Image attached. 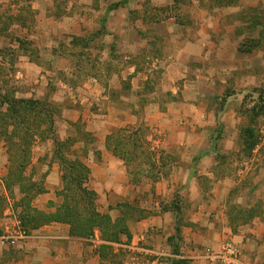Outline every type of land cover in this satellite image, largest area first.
<instances>
[{
    "label": "rangeland",
    "instance_id": "obj_1",
    "mask_svg": "<svg viewBox=\"0 0 264 264\" xmlns=\"http://www.w3.org/2000/svg\"><path fill=\"white\" fill-rule=\"evenodd\" d=\"M124 1L125 5L112 7V4ZM223 4L221 0H0V90H14L17 98L51 101L54 112L58 114L55 131L59 141L76 140L67 159L74 160L76 155L81 159L89 149V146L84 149L83 145H91L93 137L87 132V122L81 118L74 124L71 114H74L73 111H84L81 101H92L94 98L90 92L93 90L100 96H108L106 103L94 101L89 106L93 114L106 115L108 106L124 110L131 107L127 102V97L133 95L130 81H122L117 90H109L114 75L125 69L128 63L141 61L139 70L143 75H155V81L149 79L142 82L139 114L143 113L151 99L157 98L153 92H157L160 99L166 98L167 89L161 88L160 84L168 65L166 60H170L168 57L172 51L168 41L158 35L156 27L175 34L177 31L173 27H177L173 24L183 25L187 27V32L200 40H210V35L216 32L215 42L203 46L210 52L209 60L189 63L200 69L203 82L200 98L208 102V125L205 129L211 130L212 136H205L204 142L210 145L212 141L221 148L216 155V176L223 180L222 188L225 189L223 184L226 182V188L230 190L224 192L225 210L234 224L233 231L238 228L243 230L241 228L251 224L254 218L257 220L256 215L264 219V116L252 124L249 112L260 93L264 92V0L250 4L238 0L235 6ZM213 19L217 20L214 27L206 22ZM203 24L205 27H202ZM134 29L147 41L142 43L148 45L144 53L127 56L129 53L126 50L132 49L128 45H133L129 35ZM74 37L89 42L88 46H71ZM126 40L129 44L123 46ZM150 43L155 44V49L149 47ZM158 58L166 60H162L161 69L155 70L152 64ZM180 65L176 61L173 69L178 71ZM187 76L190 82L198 80L197 74L188 73ZM196 90L197 87L189 95L193 96ZM248 127L255 128L257 135L251 142L255 144L252 150L243 134ZM139 135L143 138L144 148H147L148 130ZM197 138L195 143L199 142ZM54 148L51 140L35 143L31 163L25 172L29 180H43L45 183L52 175L54 165L60 164ZM0 154L7 162L8 174L9 168L17 167L13 165L19 158L12 154V161L9 162L10 156L3 141H0ZM127 162L131 187L137 186L132 182L135 178L146 181L150 176L147 175L150 163L143 155L139 154L130 163ZM162 162L167 166L178 160L162 155ZM190 166V162L183 165L185 168ZM164 171L160 172L165 176ZM19 173L18 167L15 179ZM19 187L11 184V188L3 193L0 184V224L6 222L8 226H14L16 218L22 229L29 232L30 223L24 224L16 214L22 208H18L16 213L14 211L22 197ZM97 198L98 210L109 214L113 220L121 217L124 210L121 205L125 203L146 214L153 213L149 195H129L127 200H115L110 205L107 201L101 202L98 195ZM175 203L187 208L180 195ZM47 207L53 209L54 203H48ZM129 213L139 216L136 212ZM183 213L186 215L185 211ZM185 215L176 219L174 233L177 226L182 227L189 221ZM135 223H129L130 238L101 245L99 251L104 261L108 264H171L176 258L171 244L177 242L179 245L180 241L167 243L163 231L153 227L145 239L138 242L132 233ZM97 233L101 236L96 231L94 237ZM226 244L238 246L248 259L243 246L231 240Z\"/></svg>",
    "mask_w": 264,
    "mask_h": 264
},
{
    "label": "crops",
    "instance_id": "obj_2",
    "mask_svg": "<svg viewBox=\"0 0 264 264\" xmlns=\"http://www.w3.org/2000/svg\"><path fill=\"white\" fill-rule=\"evenodd\" d=\"M240 1L250 4L260 0ZM206 22L214 27L217 20ZM173 25L177 27H173L177 31L175 34L168 30L163 31L159 26L156 27L158 35L166 42L168 41L172 54L168 57L170 60L158 58L152 64L155 70L162 68V60H166L168 64L160 84L161 88L167 89L166 98L160 99L158 93L153 92V96L157 98L151 99V102L145 105L143 113L139 114L142 82L149 79L155 81V75L152 74L150 77L143 75L139 70L141 61H135L128 63L125 69L119 70L120 73L114 75L116 78L113 77L114 81L109 86V90H117L122 81H130L133 95L130 98L127 97V102L131 107L124 110L108 106L106 115L93 114L89 106L93 105L94 101L103 104L108 100V96H100L93 90L90 92L92 99L94 98L92 101L89 99L81 101L84 111H73L74 114H71L72 123L75 124L81 118L87 122V132L93 137L91 145H83L84 149L88 146L89 149L85 151L86 155L81 157L91 170L87 186L98 195L101 202L107 201L109 205L115 200H127L129 195L135 197L137 194L149 195L153 213L148 219L132 225V233L138 242L143 241L153 227H156L163 231L165 241L169 243V239L175 234V221L180 216H184L183 211H185L189 221L180 227L179 250L182 257L189 259L193 264H209L205 255L220 250L228 240H231L243 246L252 264H264V219L256 215L257 220L254 218L251 224L241 228L243 230L238 228L237 231H233L234 224L225 210L224 197V194L230 190L226 188V182L223 184L225 189L222 188L223 180L216 176V155L221 148L216 147L212 141L210 145L204 142L205 136L208 134L212 136L211 130L205 129L208 125V102L205 98H200L201 86H203L200 69L189 62L209 60L210 52L203 46L214 43L217 34L216 32L211 34L210 40H200L198 36H192L187 32V27ZM202 27L205 25L203 24ZM129 36L133 45H128V40L123 44L132 48L126 50V53H129L127 56L144 53L148 44L142 43L145 40L143 35L134 29L133 34ZM149 47L155 49L156 46L150 43ZM146 58L152 60L151 57ZM172 58L181 64V69L178 71L173 69L176 61ZM188 73L197 74L198 80L190 82L187 79ZM179 83L182 85L180 86ZM194 87H197V90L193 92V96H190L189 92L195 89ZM140 123L150 134L146 138L147 148L159 154L156 163L160 171L165 170V176L163 172H160L158 179L153 180L149 177L145 179L146 181L140 179L137 186L134 184L136 187H131L125 161L113 153L115 146L109 147L108 139L125 128L137 129ZM196 131L199 132L196 133ZM196 138L199 140L197 143H195ZM200 140H203L202 144ZM162 155L173 157L178 162L166 166L162 162ZM189 162L190 168L183 167ZM6 163L0 154V184L3 193L6 192L3 183L7 174ZM168 171H170L169 176ZM52 172L44 183L46 193L33 201L34 207L48 214L55 212L63 202V198L58 195L63 189L60 164L54 165ZM178 195L183 197L187 208L175 203ZM48 203H54L53 209L47 207ZM14 222V226H8L6 222L1 223L0 235L21 225L16 218ZM28 231L26 239L19 241L15 246H0V264H108L99 251L104 243L99 233L90 239L75 238L70 234V226L62 223H51ZM124 239L126 237L122 238Z\"/></svg>",
    "mask_w": 264,
    "mask_h": 264
},
{
    "label": "trees",
    "instance_id": "obj_3",
    "mask_svg": "<svg viewBox=\"0 0 264 264\" xmlns=\"http://www.w3.org/2000/svg\"><path fill=\"white\" fill-rule=\"evenodd\" d=\"M221 1L224 2V6H235L238 0ZM125 2L114 3L112 7H121L125 5ZM77 44L87 47L89 42H85L80 37H74L70 45ZM240 50L247 51L241 48ZM15 94L14 90L4 92L0 90V141H3L7 148L10 163L12 154H15V158H19L13 166L17 165L16 168L19 167L20 173L15 179L16 168H9L7 176L4 177V185L6 190L11 188V184L20 186L19 194L22 197L14 211L16 213L18 208H22L21 212L16 213L22 222L30 223V228H28L30 230H36L51 223L67 224L70 226L71 236L82 239H90L94 237L96 231H99L100 239L104 243H119L123 237L130 238L129 223L142 221L150 213L146 214L143 210H136L135 206L129 203L121 205L124 210L121 217L116 220H113L109 214L100 212L97 208V194L87 186L91 170L77 155L74 160L67 159L76 140L60 142L57 137L55 126L58 114L54 112L51 101L17 98ZM249 112L252 124L259 117L264 116V92L260 93L257 102ZM142 131H145L142 124L137 129L128 127L120 130L114 136L109 137L108 146H115V149H112L113 153L125 161V164L127 160L130 163L134 157L139 154L143 155L150 163V170L147 174L150 176L147 177L156 180L160 174L159 166L155 162L157 154L144 148L143 138L139 135ZM243 134L252 150L255 144L251 142L257 137L255 128L248 127ZM48 140L54 143L55 156L60 163L63 183V189L58 193L60 197H63V204L54 214H48L33 206V201L46 193V188L43 180L35 182L25 175L27 166L31 163L33 146L37 141ZM27 181L28 185L25 186L24 183ZM132 182L136 185L139 179L135 178ZM129 212H136L139 216L135 217ZM180 231L181 228L177 226L176 233L169 239V243H173L174 240L180 241ZM171 245L176 257L172 259L171 264H192L189 259L182 257L177 242Z\"/></svg>",
    "mask_w": 264,
    "mask_h": 264
},
{
    "label": "built area",
    "instance_id": "obj_4",
    "mask_svg": "<svg viewBox=\"0 0 264 264\" xmlns=\"http://www.w3.org/2000/svg\"><path fill=\"white\" fill-rule=\"evenodd\" d=\"M20 226H17L12 231H8V233L0 235V246L13 247L19 241L26 239L27 232ZM205 257L209 262L216 264H252L250 260L244 258L242 250L235 244H226L221 251L207 253Z\"/></svg>",
    "mask_w": 264,
    "mask_h": 264
}]
</instances>
